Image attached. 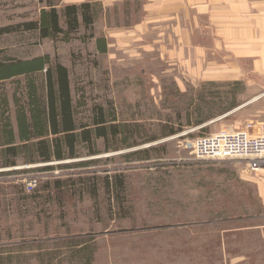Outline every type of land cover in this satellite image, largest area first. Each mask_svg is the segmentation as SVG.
Returning a JSON list of instances; mask_svg holds the SVG:
<instances>
[{"label":"rangeland","instance_id":"rangeland-1","mask_svg":"<svg viewBox=\"0 0 264 264\" xmlns=\"http://www.w3.org/2000/svg\"><path fill=\"white\" fill-rule=\"evenodd\" d=\"M97 12L94 2L0 0V61L50 56L68 68L73 90L82 88L88 104L114 99L119 121L138 126L129 143L158 139L116 151H105L99 140L97 156L82 150L78 159L62 163L0 169V264H223L233 257H259L253 249L258 236L243 229L264 223V191L258 188L264 172L254 173L248 162L236 159L198 160L186 144L222 130H243L250 121L264 122V104L196 127L197 96L190 109L192 95H176L171 88V94L155 92L158 106L135 83L120 95H105L104 77L146 68L130 62L123 73L93 55L91 31L102 28ZM43 13L51 17L42 21ZM12 86L6 82L7 94ZM203 91L202 117H213L220 103L228 104L229 89ZM238 94L247 96L244 90ZM170 122L181 128L163 137ZM82 162L90 164L37 171ZM54 181L61 182L62 195ZM29 184L36 186L34 192Z\"/></svg>","mask_w":264,"mask_h":264},{"label":"crops","instance_id":"crops-1","mask_svg":"<svg viewBox=\"0 0 264 264\" xmlns=\"http://www.w3.org/2000/svg\"><path fill=\"white\" fill-rule=\"evenodd\" d=\"M93 2L102 25L91 31L93 55L107 58L123 73L130 62L146 68L139 74L104 77L105 95H120L135 83L149 91L152 104L158 106L155 92L171 88L176 95H192V109L200 91L235 88V104L210 117L213 122L264 104V0H66ZM144 82L150 84H140ZM90 85L95 88L98 82ZM238 89L247 96L240 97ZM72 93L76 94L73 88ZM261 187L264 191L262 182L259 191ZM243 231L258 236L253 249L260 251L259 257H233L223 264H264V223Z\"/></svg>","mask_w":264,"mask_h":264},{"label":"trees","instance_id":"trees-1","mask_svg":"<svg viewBox=\"0 0 264 264\" xmlns=\"http://www.w3.org/2000/svg\"><path fill=\"white\" fill-rule=\"evenodd\" d=\"M49 17L51 15L43 13L41 19L44 21ZM97 47L98 52L102 53L98 43ZM6 82L13 85L11 95L4 90ZM75 93L73 96L68 68L52 60L50 56L0 61V169L13 168L18 164L62 163L78 159L82 150L88 152L89 156H97L100 153L97 148L99 140L102 141L105 151H116L136 147L141 143H152L158 139L157 136L148 137L129 143L130 135L137 134L136 124L131 126L120 122L119 113L112 102L102 105L93 100L88 104L82 88L79 91L76 89ZM235 93V88L229 91L231 104L227 102L229 107H221L220 103L215 114L220 115L231 110L230 105L235 104ZM206 95L204 91L197 95L192 123L196 127H200L212 117H202L201 105ZM216 97L221 100L220 94ZM207 102L209 107L211 104L214 107L215 103L205 101ZM84 113L88 115L83 116ZM186 113V124L191 125L189 112ZM130 127L133 128L132 131ZM180 128L174 129L171 122L167 123L163 126V137L176 135ZM139 154H145V158H148L146 151ZM88 164L90 163L82 162L44 166L37 171L52 172L57 168L83 167ZM10 173L17 175L21 172ZM54 184V188L62 195L61 182L54 181Z\"/></svg>","mask_w":264,"mask_h":264},{"label":"built area","instance_id":"built-area-1","mask_svg":"<svg viewBox=\"0 0 264 264\" xmlns=\"http://www.w3.org/2000/svg\"><path fill=\"white\" fill-rule=\"evenodd\" d=\"M186 147L198 160L236 159L248 162L254 173L264 172V122H249L243 130H222L203 136L188 142Z\"/></svg>","mask_w":264,"mask_h":264}]
</instances>
